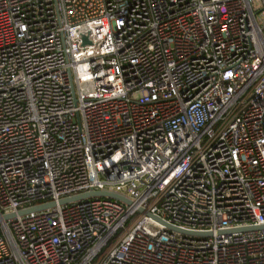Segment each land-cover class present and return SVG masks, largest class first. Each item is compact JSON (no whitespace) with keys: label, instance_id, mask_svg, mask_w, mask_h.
I'll return each mask as SVG.
<instances>
[{"label":"built area","instance_id":"1","mask_svg":"<svg viewBox=\"0 0 264 264\" xmlns=\"http://www.w3.org/2000/svg\"><path fill=\"white\" fill-rule=\"evenodd\" d=\"M260 227L264 0H0V264H264Z\"/></svg>","mask_w":264,"mask_h":264},{"label":"water","instance_id":"2","mask_svg":"<svg viewBox=\"0 0 264 264\" xmlns=\"http://www.w3.org/2000/svg\"><path fill=\"white\" fill-rule=\"evenodd\" d=\"M84 43L87 44L88 40L87 38H84ZM91 198H107L110 200H114V201H119L122 203H126L127 205H130V201L125 199L124 197L117 195V194H113V193H108V192H90V193H85V194H81V195H77L74 197H70V198H66L63 199L59 202L60 206H65L71 203H76V202H80V201H84L87 199H91ZM57 206L56 203H48L45 205H41V206H37V207H33L27 210H23L19 212V215L21 216H25L31 213H37V212H41V211H45V210H49V209H53ZM149 216L154 219L155 221L159 222L161 225H163L164 227H166L167 229L170 230H174V231H178V232H183L175 227H173L172 225L168 224L167 222H165L164 220H162L159 217L150 215ZM14 215H9V216H5L4 219H10L13 218ZM259 230H264V227H260V228H248V229H240V230H235V231H229L228 233H233V232H247V231H259Z\"/></svg>","mask_w":264,"mask_h":264},{"label":"rangeland","instance_id":"3","mask_svg":"<svg viewBox=\"0 0 264 264\" xmlns=\"http://www.w3.org/2000/svg\"><path fill=\"white\" fill-rule=\"evenodd\" d=\"M257 7L258 6H257L256 1H255V3L253 4V8H254L255 11H257Z\"/></svg>","mask_w":264,"mask_h":264}]
</instances>
